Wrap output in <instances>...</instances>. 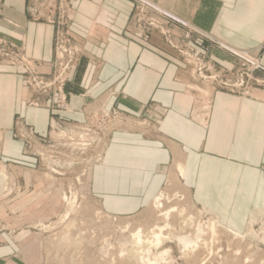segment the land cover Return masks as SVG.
<instances>
[{
	"label": "crops",
	"instance_id": "1",
	"mask_svg": "<svg viewBox=\"0 0 264 264\" xmlns=\"http://www.w3.org/2000/svg\"><path fill=\"white\" fill-rule=\"evenodd\" d=\"M145 1L150 15L173 31V42L155 29L143 36L134 19L138 0H69L70 30L81 52L66 83L65 114L27 105L22 68L0 63V159L31 162L12 137L17 116L46 134L62 115L78 120L101 107L135 115L142 104L155 103L168 110L157 132L113 131L108 137L90 182L105 211L137 212L180 161L191 200L229 229L245 230L251 214L264 210V0ZM29 9L28 0H4L0 35L48 63L54 26L32 20ZM190 29L201 36L186 38ZM182 40L207 57L217 74L235 66L224 48L251 51L262 68L253 73L258 86L246 95L212 88L204 106L187 90L194 78L190 66L167 42Z\"/></svg>",
	"mask_w": 264,
	"mask_h": 264
},
{
	"label": "rangeland",
	"instance_id": "2",
	"mask_svg": "<svg viewBox=\"0 0 264 264\" xmlns=\"http://www.w3.org/2000/svg\"><path fill=\"white\" fill-rule=\"evenodd\" d=\"M3 6L0 0V23ZM28 7L32 20L54 26L53 58L38 62L0 35V63L22 68L27 105L65 114L69 111L66 83L81 52L70 30V2L28 0ZM147 7L140 4L134 19L136 15L148 18ZM160 23L142 27L143 36L155 29L173 42V31ZM161 25L169 30L168 36ZM193 33L201 36L190 29L186 38ZM171 41L168 44L185 58L194 74L187 90L195 92L204 106L212 88L246 95L258 86L253 73L262 68L251 51L224 48L235 58V66L231 72L221 67L217 74L212 73L214 64L197 54L188 40ZM167 111L155 103L142 104L135 115L101 107L78 120L63 115L55 118L46 134H39L17 116L12 137L22 142V153L31 162L9 165L0 159V170L8 177L0 184V264H264V210L251 214L254 221L245 230L229 229L191 200L189 184L177 170L180 161L166 170V182L156 196L133 214L107 213L91 191V175L102 163L110 134L157 132ZM211 222H216L214 230H210ZM157 229L163 237L156 245ZM139 234L150 241L135 244ZM180 236L196 239V245L184 248Z\"/></svg>",
	"mask_w": 264,
	"mask_h": 264
},
{
	"label": "bare ground",
	"instance_id": "3",
	"mask_svg": "<svg viewBox=\"0 0 264 264\" xmlns=\"http://www.w3.org/2000/svg\"><path fill=\"white\" fill-rule=\"evenodd\" d=\"M178 153V152H177ZM176 158V157H175ZM177 170H178V172H179V176H183V167L181 166V165H177ZM177 173V172H176ZM178 176V175H177ZM8 179V177H7V174H6V172L4 171V170H0V184H1V182L3 181V182H5V180H7ZM178 182V181H177ZM157 199L159 198L158 196L156 197ZM158 205V204H157ZM254 221V219L253 218H251L250 217V220H249V226H251L252 225V222ZM217 222V221H216ZM216 222H211L210 223V230H214L215 229V227H216ZM201 228V227H200ZM130 230V229H129ZM199 230V229H198ZM155 231H159L158 229L157 230H155ZM137 232V231H136ZM140 231H138V233H139ZM215 231H213V233H214ZM263 232V231H262ZM201 233V232H200ZM235 234H236V232H234ZM195 234V233H194ZM263 234V233H262ZM65 236V235H64ZM136 236V235H135ZM66 237H68V236H66ZM145 237V236H144ZM149 237V236H148ZM162 235L158 232V233H155V235H153V241H154V244H159L161 241H162ZM192 237V236H191ZM263 239H264V236H263ZM262 239V240H263ZM178 240H179V242L182 244V246L184 247V248H186V247H189L191 244L193 245V244H195L196 245V239L194 240V239H190V238H187V237H182V236H180V237H178ZM67 241H69V240H67ZM150 241V239H146L145 241L142 239V237H141V235L139 234V235H137L136 236V240H134V243L135 244H140V243H143V242H146V243H148ZM144 244V243H143ZM194 247V246H193ZM190 248V247H189ZM193 251V250H192Z\"/></svg>",
	"mask_w": 264,
	"mask_h": 264
},
{
	"label": "built area",
	"instance_id": "4",
	"mask_svg": "<svg viewBox=\"0 0 264 264\" xmlns=\"http://www.w3.org/2000/svg\"><path fill=\"white\" fill-rule=\"evenodd\" d=\"M140 4H143V5H147V3H145L143 0H138ZM143 11L142 10H139V15H142ZM136 23H138L139 25H141L144 29H147L151 26H157L158 23L160 22H157L155 18H151V17H148L146 18L145 20L142 19L141 17H138L136 15V20H135ZM161 24V23H160ZM165 25V24H164ZM166 26V25H165ZM161 31L168 36V33H169V30L168 29H165L162 25H161ZM62 41V40H61ZM64 41H67V40H64ZM65 43V42H64ZM68 67V61L65 63L64 65V70H63V73H65L66 69Z\"/></svg>",
	"mask_w": 264,
	"mask_h": 264
}]
</instances>
